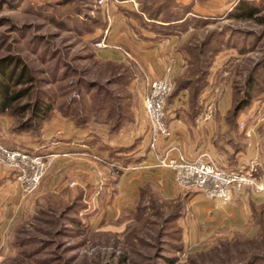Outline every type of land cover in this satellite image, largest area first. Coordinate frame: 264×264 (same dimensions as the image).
Returning a JSON list of instances; mask_svg holds the SVG:
<instances>
[{"label": "rangeland", "instance_id": "374dc122", "mask_svg": "<svg viewBox=\"0 0 264 264\" xmlns=\"http://www.w3.org/2000/svg\"><path fill=\"white\" fill-rule=\"evenodd\" d=\"M56 1L0 0V57L19 58L36 80L34 92L40 90L59 105L77 95L74 83L79 75L80 78L84 75V80L96 79L94 74L104 78V71L112 72L114 68L103 69L95 59H90L98 50L95 47L98 37L94 36V16L101 11L98 0H71L73 3L65 7L56 6ZM134 1L136 12L144 16L139 9L143 0ZM162 1L171 7L168 11L185 12L192 24L177 50L182 70L175 76L168 74L172 82L170 95L178 85L185 89L173 99L174 106L167 105V112L173 110L176 119L186 123V116L192 122L196 117L210 118L217 129L216 145L234 139L242 146V138L236 134L242 127L238 119L237 131L229 133L225 117L233 101L246 91L252 75L257 100L241 114L256 103L259 105L256 112L264 121V0H191L187 6L177 4L176 0ZM240 2L253 5L259 13L249 20L230 17ZM186 44L198 50L191 56L182 50ZM51 53L56 60L51 59ZM63 65L69 67V73ZM140 73H134L127 90L107 88L116 97L130 98L127 102L133 106L134 124L122 131L142 136L140 140L147 152L149 127L143 106L147 84ZM186 78L191 81L184 83L182 80ZM98 79L102 84L105 82ZM82 96L89 101V95ZM13 120L17 118L9 114L0 118V143L7 148L44 155L40 148H34L41 146L48 125L39 137L18 138L8 130ZM62 123L78 129L58 113L50 124ZM90 128L94 127L84 129ZM120 132L116 135L118 142L123 140ZM92 136L82 138L92 152L78 159L61 160L63 163L55 168L50 161L38 190L29 196H23L15 175L0 167V264H237L242 255L249 256L247 246L235 247L232 242L235 233H198L192 223L188 228L184 217L176 219L181 206L197 190L178 187L172 171L169 172L180 189L179 197L169 199L151 188L145 194L140 192L118 215L114 214L109 207L114 195L109 194L111 188L116 189L124 169L110 168L94 160ZM123 156L125 162L127 158ZM156 164L155 158L149 170L165 169L157 168ZM77 188L85 191L81 200L77 198ZM220 239L228 242L227 248L218 245ZM214 246L219 249L212 252Z\"/></svg>", "mask_w": 264, "mask_h": 264}, {"label": "crops", "instance_id": "0c3cea01", "mask_svg": "<svg viewBox=\"0 0 264 264\" xmlns=\"http://www.w3.org/2000/svg\"><path fill=\"white\" fill-rule=\"evenodd\" d=\"M176 1L177 4L184 6L191 2V0ZM135 5L134 0H117L116 3L98 7L105 27L99 32L96 31L94 36H97L99 41L105 35L106 48L98 49L97 57L102 61L133 62L138 70L141 68L139 72H142L140 74L146 84L168 75V69L172 76L179 74L182 70V60L177 50L185 34L192 28H188L180 35H163L150 29L152 21L136 12ZM191 7L194 9V5ZM154 24L163 25L161 22ZM169 106L174 105L172 103ZM258 106L255 103L248 112L238 118L237 122L242 127L236 134L242 138V146L234 139L216 145L214 133L217 129L213 128L210 118L196 117L192 122L189 116H186L187 123L183 120L179 122L176 119L177 114L169 109L167 124L172 137L160 141L159 154L172 149L171 153L176 157L181 156L188 161L199 159L213 161L226 172L240 171L255 162L259 165L257 178L264 181V121L260 119L259 112H256ZM223 116L224 114L220 117ZM129 132L125 134L123 131L120 132L122 133L120 138L123 139L121 143L118 142L117 136L108 134L107 128L78 130L70 124H50L44 129L41 146L34 149L40 148V153L51 156L55 168L56 165L63 163L61 160L78 159L85 153L92 152L88 150V144L82 142V138L94 135L92 136L94 160L103 162L110 168L124 169L119 183L115 185L116 189L111 188L112 193H108L109 197L114 195L111 200L112 205L110 203L109 207L116 215L119 214L118 211L129 206V202L136 200L139 190L147 185L159 190L166 198L179 197L180 189L172 182L170 170H149L155 158L148 147L147 152L143 149L144 142L140 140L142 136L137 135V132L132 134ZM146 140L148 137L144 138L145 143ZM116 145L118 148H115ZM122 149L127 150L126 153L120 152L117 155H124L123 157L127 158L126 167L121 161L114 159L115 152ZM105 154L107 161H104ZM87 185L91 184L87 183ZM77 186L83 187L80 184ZM185 207L186 225L189 228L192 223V227L194 226L198 233H235L251 239L259 230L257 213L261 212L264 218V193L258 194L246 188L233 192L230 201L222 204L210 201L201 192L194 191L187 199Z\"/></svg>", "mask_w": 264, "mask_h": 264}, {"label": "trees", "instance_id": "16d2710c", "mask_svg": "<svg viewBox=\"0 0 264 264\" xmlns=\"http://www.w3.org/2000/svg\"><path fill=\"white\" fill-rule=\"evenodd\" d=\"M22 1L23 0H21V2ZM162 2V0H143V2L140 3V12L144 14L147 20L153 23L150 29L161 32L163 35H180L184 33L189 26L192 25L186 18V15H184L185 12L183 11L184 13L180 14L178 11H168L171 10V7L167 5V3ZM71 3H73L71 0H58L55 5L65 7ZM163 10L166 11L162 17ZM234 10V13L231 14L230 17L245 20L253 19L259 13L258 8L245 2H240ZM96 15L97 17L94 16V33L96 29L102 30V28L104 29L105 27L100 11H96ZM86 17L90 18V16ZM156 22H161L163 25L157 26V24H154ZM209 45L210 43H208V46ZM182 50L188 52V54L192 56L193 52L198 49H196L195 46H188L186 44L183 46ZM50 57L54 60L57 58L54 53H51ZM90 59H95V63L103 69H110L113 67L114 71H104V74H106L104 78L100 77L99 74H94L96 79L92 80H84V75L83 78H80L78 74L79 76L77 75L78 77L74 83L77 95L71 98L66 104L64 102L56 105L49 96L43 94L40 90L37 89V91L34 92L36 80L31 75L27 66L23 64L19 58H14L12 56L0 57V118H4L7 114L13 116V118H17V120H13V123L9 126L8 130L10 134L18 138L21 136L24 137L25 135L29 137H39L41 136V131L52 122L57 116V113L66 121L72 123L75 128L105 127L110 136H116L123 129L131 127L134 124V113L132 104L127 102L130 98L127 97L128 95L118 96L114 92V94L117 95L116 97L107 86L127 90L132 82L131 80L134 73H139L137 66L133 62L102 61L96 57L95 54L92 55ZM63 67L69 73V67L67 65H63ZM120 69L123 73H120ZM83 73L87 72L84 71ZM98 78L105 80V82L102 84ZM182 81H184V83L187 81L186 83H188L191 79L186 78ZM76 84L82 87L76 86ZM178 86L179 87L175 88L172 94L168 96L166 101L167 105H171L177 94L179 95V93L185 89L184 86ZM254 88L255 82L252 75H249L246 91H244L240 99H235L233 101L231 111L226 114L225 120L230 126L229 133H231V131H237L236 121L238 117L257 100L254 96ZM83 93L89 95V101L86 102V99L82 96ZM126 151L127 150L123 149L118 150V152H115L114 158L117 161H121L124 167H126L128 161L125 160V162H123L124 159L122 155L117 154L120 152L126 153ZM151 188L152 187L147 185L141 188L139 193L145 194L147 191H150ZM77 189L79 192L77 198L81 200L85 191L83 192L82 189ZM88 193H90V191ZM185 206L186 204L181 206L180 213L176 216L177 220L184 217L186 213ZM256 221L259 230L255 237L251 239L244 237V239H242L239 234L233 235L232 242H234L235 247L237 245H243L247 246L246 248L249 249V256L243 257L242 255V257L238 259L237 264H264V218L261 212L257 213ZM217 243H219L218 245L224 246V248L228 246V242L225 243V240L222 239L218 240ZM218 249V246H214L212 252ZM120 260L124 259L120 258Z\"/></svg>", "mask_w": 264, "mask_h": 264}, {"label": "built area", "instance_id": "2783aa9c", "mask_svg": "<svg viewBox=\"0 0 264 264\" xmlns=\"http://www.w3.org/2000/svg\"><path fill=\"white\" fill-rule=\"evenodd\" d=\"M112 1L115 0H98L97 4L103 7ZM95 47L106 48L105 35L95 43ZM169 72L168 69L167 73ZM171 91L172 82L169 75H166L147 84V94L143 101L149 127L148 149L156 158V167L172 171L174 182L178 187L197 190L208 200L222 204L230 201L233 192L246 188L258 194L264 193V181L257 178L259 165L255 162L240 171L226 172L213 161L201 159L188 161L181 156L176 157L172 155V149L159 154L160 141L172 137L167 124L166 104ZM50 158V156L34 155L21 149L7 148L0 143V167L8 169L15 175L23 196H29L38 190L45 171L50 165Z\"/></svg>", "mask_w": 264, "mask_h": 264}]
</instances>
